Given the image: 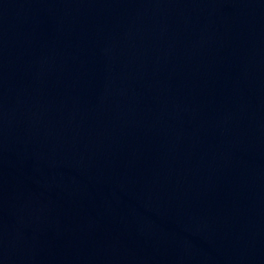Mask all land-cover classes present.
Here are the masks:
<instances>
[{
    "label": "water",
    "instance_id": "1",
    "mask_svg": "<svg viewBox=\"0 0 264 264\" xmlns=\"http://www.w3.org/2000/svg\"><path fill=\"white\" fill-rule=\"evenodd\" d=\"M0 264H264V0H0Z\"/></svg>",
    "mask_w": 264,
    "mask_h": 264
}]
</instances>
